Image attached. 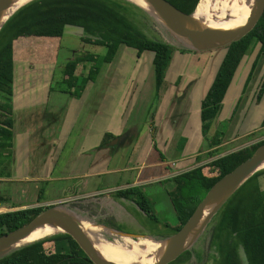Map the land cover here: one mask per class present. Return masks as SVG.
Masks as SVG:
<instances>
[{
    "label": "trees",
    "instance_id": "trees-1",
    "mask_svg": "<svg viewBox=\"0 0 264 264\" xmlns=\"http://www.w3.org/2000/svg\"><path fill=\"white\" fill-rule=\"evenodd\" d=\"M179 10L190 14L199 0H167ZM224 0H206L204 16L210 18L222 7ZM140 15L143 18H140ZM143 19L149 14L127 0H32L14 12L0 29V174L10 173L13 148V82L15 61L30 63H55L62 45L65 27H81V40L92 45L104 46L103 62H111L121 45L131 48L140 57L151 52L155 71L156 96L165 79L175 47L165 41L149 37ZM257 48L250 71L245 78L243 90L252 80L257 65L264 58V10L254 27L242 38L226 45V52L216 74L200 104L201 131L207 146L211 149L195 157L201 162L217 155L214 147L223 140V132L217 129L209 135L213 121L218 116L222 103L231 87L239 67L251 50ZM184 49V48H183ZM97 55L77 54L63 67L62 87L59 91L80 98L86 86L96 79L98 67H78L84 61L96 62ZM84 68L85 71H84ZM51 89L52 86H51ZM264 92V79L258 91V98ZM264 123V120H263ZM256 132L247 135L253 137ZM110 134H105L103 144ZM264 139L225 155L205 161L191 169L167 178L166 189L177 222L172 225L162 222L153 210V202L142 188L114 190L117 199H126L144 212L150 223V230L164 226L171 234H152L155 238H166L185 224L204 198L208 190L225 174L252 156ZM156 150L157 146L153 145ZM214 148V149H212ZM162 159L164 155L158 150ZM264 169L250 176L220 207L204 229L202 238L206 247L201 251H186L187 258L195 254L197 264H243V253L247 264H264V190L259 177ZM40 200V198H39ZM0 201L9 203V198L0 194ZM45 206H28L0 213V236L28 224L44 210ZM137 219L139 218L136 214ZM118 230H130L120 225L105 223ZM184 254V255H185ZM183 255L168 264H175ZM0 264H95L81 248L76 239L67 233H59L18 247L0 257Z\"/></svg>",
    "mask_w": 264,
    "mask_h": 264
},
{
    "label": "rangeland",
    "instance_id": "rangeland-1",
    "mask_svg": "<svg viewBox=\"0 0 264 264\" xmlns=\"http://www.w3.org/2000/svg\"><path fill=\"white\" fill-rule=\"evenodd\" d=\"M225 1L226 0H224V3ZM218 10L216 12H218ZM216 12L210 18H212ZM202 15L205 17L204 12ZM138 16L143 18L140 15ZM149 17L150 19H143L145 22L144 30L146 34L149 37L168 42L175 47L169 67L165 71V79L159 90V97H155V71L152 64L153 54L151 52H144L141 57L138 58L133 49L121 45L111 62H103L101 57L106 53L105 47L83 42L81 36L84 35V31L78 26L68 25L65 27L58 58L56 63L52 66L31 65L28 63H17L15 65V69L20 67L27 69L32 66V77L30 73L24 75L23 79L25 86L35 88L33 85L35 82H37L38 86L44 84L42 79H49L51 81L52 91H47V93L43 92L39 94L38 97H41V99L44 98V103L59 104L60 107L66 108V123L63 125V131H67V134L70 133V139L68 138L65 148L56 151L55 170L48 182H31L29 180L31 177L39 176V173H37L38 169L31 164L32 161L34 162V158L36 159L33 151L34 146L33 143L29 141H27V143H22L23 147H27L24 150V157L21 158L23 166L18 167L17 171L10 166L9 176L0 174V194L9 198V203L4 202L8 208L15 210L38 205H43L47 208L52 203H57L63 204L64 208L70 212L83 215V217L85 216L97 224L103 225L105 223H112L120 225L136 234H148L149 232L152 234H171V230L162 225L157 226L158 228L154 227L152 230H150V226H144L141 222L150 223L148 216L134 206V204L130 206L127 205L126 202L115 198L113 194L114 189L112 188L119 182L124 183L123 180L121 181V177L127 176L128 174V176H131L130 173L136 171L134 169L132 172H124L119 171L120 169L134 165L137 166L142 162L147 164V166H149V164H154L156 161L159 162V154L153 149V145L151 146L150 153H147V147L151 144V137L153 135L151 131L152 128L150 129L151 125L149 124H157L158 120L163 117L162 115L166 111L167 106L172 102L170 97L174 95L177 89L178 96L184 97L187 101L184 104H180L181 107L179 111L187 113L189 115L188 119H190V122L188 119L185 120L186 127L179 139V141L181 139L183 141L184 150L181 151L177 149L175 150L176 153L173 149H169L171 148L170 140L166 142L162 140V142L159 143L158 137H156V141L158 143V148H160L168 160H178L183 156L182 152L184 154L189 153L190 155L185 163V168L186 166H195L197 161L193 160L194 157L192 155L194 152L192 153L190 151L198 150L199 146L205 148H202L203 150L208 148L207 144H203V141H197L199 134L200 96L203 95L210 85L213 76L216 74L219 63L226 52V48L219 47L205 51L195 50L181 39L175 37V34L170 31L165 24L152 17V15H149ZM256 50L257 48L255 47L245 55L238 73L222 103V108L218 114L221 119L228 116L229 113L232 114V106L235 109L238 107L234 102L229 101L228 103L226 101L233 95V91H235V98L240 92L241 86L244 85V79L250 71ZM88 53L97 55V61H84L79 65L77 72L81 71L83 65L89 68L95 63L99 71L96 79L86 86L80 98L59 91L64 87L60 81L63 75V67L66 62L77 54ZM262 63L263 61H260L257 65L252 80L247 85V90L243 94L244 99L239 106H241L249 96L254 100V97L258 94L264 79V66L262 68ZM86 68H84V71ZM204 70L205 72L203 73ZM33 74L36 75L33 76ZM179 76L181 77L177 80ZM195 80L197 84L192 83ZM13 87H16V83L14 82ZM102 91H104V93L106 92L108 99L104 101V107L99 109L97 102L100 100L97 97ZM1 97L3 98V96H0V98ZM116 100L117 103L120 101L117 107H115ZM251 110L252 113L245 111L248 115L247 120L251 122H242L240 120V109L235 110L233 119L223 121L220 123L221 125L217 124L218 120L216 124L214 122L209 131V135H213L216 130L215 128H220L223 132L222 142L224 144L216 150L217 155L208 157L206 161L248 146L264 137V135L261 134L264 133V130L257 131V134L251 138H248L246 134L243 133L247 125L249 127L254 126V128L260 126L261 120L264 118V98L260 105L253 108L251 107L250 111ZM111 113L113 117H111ZM116 126H118L119 130H121L123 134L125 133V135L133 132L134 138L131 139V143L129 141L126 143V140L122 137L120 142H124L119 144L117 149L110 146V143H105L102 147L98 146V143H96V150L89 151L84 149V152H81L86 159V164L89 163L87 169H83L86 173H76L74 178L71 177L72 174L66 172L67 161L75 154L74 150L76 147L77 151L79 148L81 149L84 147V143L81 139L89 132L109 131ZM153 128L155 129L156 127L153 126ZM93 140H96V138ZM112 147L116 150L115 152ZM94 156L99 157V159H101L102 156L104 159H102L100 163L92 165L95 160ZM89 160H91V162H89ZM201 162H198V164H201ZM179 166V164L171 166V172L166 170V177L175 175V170H178ZM145 171H149V168H146ZM164 180L165 179H161L160 182H151L142 189L145 194L151 198L153 210L157 217L162 222L174 225L177 222V218L166 192V189L170 188L171 184ZM135 214L139 217L138 219ZM48 225L49 224L44 225L43 228ZM204 229L205 228H203V231L200 232L193 243L180 254L183 256L175 264H197L195 254L189 259L185 252L187 250L201 251L202 248L206 247V241L202 238ZM126 257L147 256L127 253ZM241 257L243 259V264H247V260L243 253Z\"/></svg>",
    "mask_w": 264,
    "mask_h": 264
},
{
    "label": "crops",
    "instance_id": "crops-1",
    "mask_svg": "<svg viewBox=\"0 0 264 264\" xmlns=\"http://www.w3.org/2000/svg\"><path fill=\"white\" fill-rule=\"evenodd\" d=\"M140 57H138V58H140ZM262 61H263V63H262V68H263L264 60H262ZM17 63H28L31 65H50V66H52L54 64L53 62L30 63V62H27L24 60H16L15 65ZM31 68H32V66L28 67L27 69L20 67V68H16L14 70V76H15L14 77V83H16V87H13V95H12V97H13L12 107H13V120H14V127H13L14 135H13V148L11 149L12 163L10 166H12V168L15 171H17L18 167L23 166L21 158L24 157V155H25L24 150L27 147H25V146L23 147L22 143L23 142L27 143V141L32 142L33 146H34L33 151L35 153L36 159L34 158V162L32 161L31 164L33 167L38 169L37 173H39V176L31 177V178H29V180L31 182H38V181H40V182L47 181L48 182L49 179H51L52 173L55 170L56 151H58V149L65 148L67 145L68 138L70 139V133L67 134V131L66 132L63 131V125L66 123L65 116L67 115V112H66V108L60 107L59 104H53V103L50 104V103H46V102L44 103V101H43L44 98L41 99V97H38L39 94H42L43 92L47 93V91L49 92L51 90L52 84H51V81L49 79H42V81L44 82L43 85L37 86V82L33 83L35 88L24 85L25 84L24 79H23L24 75L28 74V73H30V75H31L32 74ZM37 71H39V70H37ZM204 72H205V70L203 71V73ZM77 73H80V72H77ZM36 74H33V76H35ZM214 76H213V78H214ZM31 77H32V75H31ZM180 77L181 76H179L177 78V80ZM213 78H212L210 84L212 83ZM111 83H113V82H111ZM192 83H196V80L193 81ZM209 86H208V88H209ZM208 88L205 90L203 95L200 96L199 105L201 104V100L204 97V95L206 94V91L208 90ZM242 90H243V86H241L240 92L237 94L236 98L234 96L235 91H233V95L230 96L226 101L228 103H229V101H232V102H234L235 105H238V107L235 109L232 106V108H231V110H233L232 114L229 113L228 116H225L222 119H221V117L217 116L215 118V120L213 121L212 125L214 124V122L216 124L217 120H218L217 124H220L223 121L233 119L234 112H235V110H238V109H240V112H241L240 120L242 122H251L250 120H247L248 115L245 111L252 113V110L250 111L251 107L253 108V107H256L257 105L261 104V102L263 101V98H264V93L260 96V98H258V96L256 95L254 97V100L252 99V97L249 96V98H247L245 100V102L241 106H239L240 103L244 99V95H243L244 92H242ZM177 91H178V89H177ZM177 91H175L174 95H171L170 99L172 100V102H171V104H169L167 106L166 111L162 115L163 117L158 120L157 124H155V123L149 124V125H151L150 129L152 128L151 131H152L153 135L151 137L152 138L151 144H149L147 147V149H148L147 153H150L151 146L154 144L158 148V143L156 141V137H158L159 143L162 142V140H163V142L170 140L171 148H169V149H173L174 151L177 149H180L181 151L184 150L183 141H182V139L179 141V139L181 138L180 136H182L183 130L186 127L185 120L188 119L189 115L185 112L179 111L180 107H181L180 104H184L187 101L185 100L184 97H179L177 94ZM97 98L100 100L99 102H97L98 107H99V109L100 108L102 109V107H104V103H105L104 101H106L108 99V96L106 95V92L104 93V91H102V92H100V94ZM118 103H120V101ZM118 103L116 100L115 107H117ZM111 117H113L112 113H111ZM199 117H200V108H199ZM188 120L190 122V119H188ZM263 120H264V118H263ZM263 120H261L260 126H257L256 128H254V126L249 127L247 125L243 133H245L247 136V135L254 133V132L257 133V131H263L264 130ZM238 122H239V118H238ZM153 126L156 128L154 129ZM198 126H199V134L200 135L198 134L197 141L198 142L203 141V144L204 143L206 144V140L203 137L202 131H201V118H199ZM247 127H249V128H247ZM215 129L217 130V128H215ZM218 129L220 130V128H218ZM107 132L110 133L111 135L109 136L108 141L105 143H108V144L110 143V146H113L116 149L119 146V144L124 142V141L120 142L122 140V137L124 138V140H126V143L128 141L131 143V139L134 138L133 132H130V133L125 135V133L123 134L121 132V130H119L118 126H116L115 128H113L112 130H109V131H104V132L92 131V133L89 132L88 134L85 135L84 138L81 139V141L84 143V147H82L81 149L79 148L78 151L76 150V148H77L76 147L74 150L75 154H73V156L70 157V160L67 161L68 164L66 165V168H67L66 172H68L69 174H72L71 177L74 178V175L76 173H78V174H80V173L85 174L86 173L85 170L89 166V163L86 164V159L84 158L81 151H83L84 149L85 150L87 149L89 151L94 150V149L96 150L97 149L95 147L96 143H98V146L102 147L103 136L105 135V133L107 134ZM261 134L264 135V133H261ZM263 135H261V136H263ZM201 136H202V139H201ZM95 138H96V140H93ZM262 139H264V137L258 139L257 141L262 140ZM223 144L224 143L222 142L220 145H218L214 148L218 149V147H220ZM128 145H130V144H128ZM113 147H112V149L115 152L116 150ZM136 148H138V147H136ZM202 148H203L202 146H199L198 150L190 151L192 153L194 152V154L192 155L194 157L193 160H195V157L197 155L204 154L207 151L211 150L209 147L206 150H203L205 148H203V149ZM214 148H212V149H214ZM153 149L156 150L154 148V146H153ZM158 150L162 153L160 148H158ZM158 150H156V151L158 152ZM79 152H81V153H79ZM158 154H159V152H158ZM182 154H183V156H181V158H179L178 160L177 159H172V160L169 159L168 160V158L162 153V155H164V159H162L160 154H159V159H160L159 162L156 161L152 165L149 164V166H147V164L142 162L140 165H137V166L134 165V166H130L128 168L124 167V168L120 169L119 171L132 172V170H134V169L136 171H133L132 173H130L131 176H128L129 175L128 174L127 176L121 177L120 179H121V181L123 180L124 183L119 182L112 189H114V190L128 189V188L134 187V186H138L140 188H143L151 182H160L161 179H167V178L173 177L174 175H169L168 177H166V173H167L166 170H169V172L172 171L170 169L171 166H175L178 164L180 165L178 170H175L176 174H178V173H181L183 171H186L188 169H191V168L199 165L198 163H195V166H192V167L186 166V168H185V163L187 162V159L189 158L190 154L189 153L184 154L183 152H182ZM18 157H20V158H18ZM94 158H95V160L93 161L92 165L100 163V161L102 159H104L102 156H101V159H99V157H95V156H94ZM204 161H206V160H203L201 162V164L204 163ZM89 162H91V160H89ZM19 164H20V166H19ZM146 168H149V171H145ZM83 169H85V170H83ZM259 182H260L261 188L264 190V174L259 177ZM120 200H122L123 202H126V204L130 205V206H131V204H134L133 202H130L126 199H120Z\"/></svg>",
    "mask_w": 264,
    "mask_h": 264
},
{
    "label": "water",
    "instance_id": "water-1",
    "mask_svg": "<svg viewBox=\"0 0 264 264\" xmlns=\"http://www.w3.org/2000/svg\"><path fill=\"white\" fill-rule=\"evenodd\" d=\"M11 0H0V13L9 4ZM134 5L140 7L151 15L146 9L132 0H127ZM155 9L157 13L167 23V27L175 35L186 41L189 46L197 50H210L219 47H225L231 42L237 41L246 35L256 24L264 10V0H255L252 11L247 21L240 27L221 30V29H199L191 28V14H187L167 0H146ZM11 16V15H10ZM9 18V17H8ZM5 23V22H4ZM3 23V24H4ZM166 25V24H165ZM2 27V26H1ZM0 27V29H1ZM264 161V144L260 145L256 152L247 158L245 161L236 166L233 170L221 177L206 193L204 198L196 207L193 214L185 222V224L174 234L159 240H167L168 243L162 255L152 264H168L182 254L188 246L190 235L197 229L203 221V228L207 226L216 212L224 204V202L255 172L259 165ZM212 206L211 211L205 217V210ZM62 210L63 204L52 203L47 208H44L37 216H35L28 224L14 231L0 236V257L9 253L15 248L16 243L27 237L36 227L45 222L53 223L62 228L64 233L72 235L79 243L81 248L86 252L88 257L95 264H116L100 254L85 236L80 227L67 216ZM69 211V210H68ZM102 225V224H101ZM103 226L115 229L132 240H137L140 237H145L148 234H135L118 230L114 227L103 224ZM151 236V235H149ZM153 237V236H151ZM154 239H157L153 237Z\"/></svg>",
    "mask_w": 264,
    "mask_h": 264
},
{
    "label": "bare ground",
    "instance_id": "bare-ground-1",
    "mask_svg": "<svg viewBox=\"0 0 264 264\" xmlns=\"http://www.w3.org/2000/svg\"><path fill=\"white\" fill-rule=\"evenodd\" d=\"M30 1L32 0H11L0 13V27L8 19V17H10V15ZM132 1L139 4L141 7L146 9L152 17L167 26L163 17H161L146 0ZM205 2L206 0H199L196 8L192 12L191 23L189 25L191 28L230 30L240 27L249 18L255 0H226L222 8L209 19H207L206 16L203 17L202 15L204 12ZM174 36L179 38L177 35ZM183 42L187 43L186 41ZM257 169H264V161ZM211 209L212 206H209L205 210V217ZM62 212L80 227L87 239H89L93 247L100 254L116 264H152L162 255L168 243L167 240L154 239L149 235L140 237L137 240H132L129 236H126L115 229L97 224L85 216L83 217V215H77L68 210H62ZM46 224L49 225L43 228ZM202 227L203 221L190 235L187 242L188 246H190L197 238ZM61 232H63V230L59 226L53 223L45 222L36 227L23 240L16 243L15 246H24ZM127 253H136L147 257H126Z\"/></svg>",
    "mask_w": 264,
    "mask_h": 264
},
{
    "label": "built area",
    "instance_id": "built-area-1",
    "mask_svg": "<svg viewBox=\"0 0 264 264\" xmlns=\"http://www.w3.org/2000/svg\"><path fill=\"white\" fill-rule=\"evenodd\" d=\"M11 208H8L4 202L0 201V213L1 212H6V211H10Z\"/></svg>",
    "mask_w": 264,
    "mask_h": 264
},
{
    "label": "flooded vegetation",
    "instance_id": "flooded-vegetation-1",
    "mask_svg": "<svg viewBox=\"0 0 264 264\" xmlns=\"http://www.w3.org/2000/svg\"><path fill=\"white\" fill-rule=\"evenodd\" d=\"M130 233H134V232L130 231ZM135 234H136V233H135Z\"/></svg>",
    "mask_w": 264,
    "mask_h": 264
}]
</instances>
